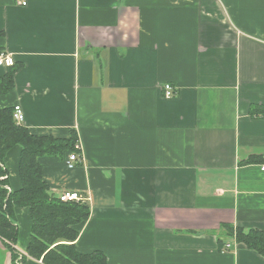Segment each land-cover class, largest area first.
Returning a JSON list of instances; mask_svg holds the SVG:
<instances>
[{"label": "crops", "instance_id": "1", "mask_svg": "<svg viewBox=\"0 0 264 264\" xmlns=\"http://www.w3.org/2000/svg\"><path fill=\"white\" fill-rule=\"evenodd\" d=\"M27 2L0 0V50L16 61L0 109L21 106L37 136L76 133L79 166L70 152L38 163L53 194L90 203L79 251L109 264H264L222 229L264 232V0ZM21 152L5 160L10 191ZM15 214L16 249L43 264L26 253L29 209ZM0 264H11L1 240Z\"/></svg>", "mask_w": 264, "mask_h": 264}, {"label": "trees", "instance_id": "2", "mask_svg": "<svg viewBox=\"0 0 264 264\" xmlns=\"http://www.w3.org/2000/svg\"><path fill=\"white\" fill-rule=\"evenodd\" d=\"M14 67L5 69L0 76V96L14 89ZM2 70V69H0ZM4 70V69H3ZM14 108L0 109V240L11 254V264H26L27 257L19 252V226L17 208H27L31 217L28 257L43 264H109L100 252L81 253L76 245L81 229L91 215L90 203H63L52 193L43 179V169L38 159L43 156H62L65 152L78 153V137L71 131L69 139L32 134L13 118ZM15 147L22 149L19 160L21 188L10 191L6 157ZM258 160H249L252 164ZM264 164L263 162H260ZM79 166V165H78ZM236 243L264 257V232L223 225ZM221 250L224 240L219 237ZM232 248V247H231ZM231 250V249H230ZM229 250V251H230ZM228 251V252H229Z\"/></svg>", "mask_w": 264, "mask_h": 264}, {"label": "built area", "instance_id": "3", "mask_svg": "<svg viewBox=\"0 0 264 264\" xmlns=\"http://www.w3.org/2000/svg\"><path fill=\"white\" fill-rule=\"evenodd\" d=\"M15 1L17 4H19V6H22V7H26L28 5L27 0H15ZM15 64H16V61L11 54L0 50V69L12 68L15 66ZM163 89H164L165 98L170 99L174 96L175 91L171 85L166 84ZM13 118L16 121L17 125H23V123L25 122V116H24V112L21 106L14 107ZM77 149L80 150L79 146H77ZM82 162H83V157L80 156L79 152L71 153L67 161V167L69 169H74ZM262 170L264 171V167L262 168ZM59 200L60 202H63V203L87 202V200L81 194L77 192L62 193L59 196ZM231 247H232L231 244H226L224 248L221 250V252L227 253L231 249Z\"/></svg>", "mask_w": 264, "mask_h": 264}, {"label": "rangeland", "instance_id": "4", "mask_svg": "<svg viewBox=\"0 0 264 264\" xmlns=\"http://www.w3.org/2000/svg\"><path fill=\"white\" fill-rule=\"evenodd\" d=\"M18 243H20V242H18ZM8 251V250H7ZM9 252V251H8ZM10 253V252H9Z\"/></svg>", "mask_w": 264, "mask_h": 264}, {"label": "bare ground", "instance_id": "5", "mask_svg": "<svg viewBox=\"0 0 264 264\" xmlns=\"http://www.w3.org/2000/svg\"><path fill=\"white\" fill-rule=\"evenodd\" d=\"M80 165V164H79Z\"/></svg>", "mask_w": 264, "mask_h": 264}]
</instances>
